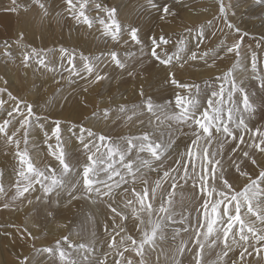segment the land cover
Masks as SVG:
<instances>
[{
    "label": "snow or ice",
    "instance_id": "snow-or-ice-1",
    "mask_svg": "<svg viewBox=\"0 0 264 264\" xmlns=\"http://www.w3.org/2000/svg\"><path fill=\"white\" fill-rule=\"evenodd\" d=\"M46 2L33 0L42 17L49 15ZM63 3L65 11L76 22L87 25L89 29L98 24L105 43L109 39L116 45L131 43L140 46L143 53L147 38L150 45L146 55L166 71L164 82L177 91L174 92V101L158 104L151 96L145 95L141 85L140 103L131 107L121 103L115 108H97L92 113L97 121L126 119L131 123L135 118L143 124L137 113L147 112L157 122L152 132L113 139L84 123L77 125L68 121L65 122L68 134L65 139L62 122L53 120L51 136L44 131V143L48 154L54 158L55 166L45 162L41 167L30 154L38 150V146L30 141V135L37 124L44 129L41 121L47 117L35 113L33 104L13 95L7 87H0V113L3 114L0 115V138L17 162L13 168L17 177L15 190L3 203V208L8 209L17 201H27L29 205L34 202L45 206L55 204L58 207L66 194L67 204L87 199L93 204H102L109 216L103 226L107 239L99 254L95 243H74L69 235H65L56 239L52 246L37 248L33 245V254L19 259L18 264H109L110 257L111 264H150L157 242L168 238L169 228L172 229L174 245L172 255L169 258L166 252H161L169 264H184L188 256L191 257L190 264H264V162L257 159V153L264 156V125L249 127L258 101L264 106V71L258 70L255 51L251 52L250 72L244 64L248 57L243 51V42L248 33H242L238 26L229 22L228 12L232 4L225 5L224 0H217L220 16L229 29L225 40L231 33L236 34L230 44L225 43L226 53L232 54L235 61L232 67L215 77L223 82L218 88L208 85L210 95L206 96L205 103H201L200 85L178 80L172 69L177 64L182 69L189 61L197 59L207 64L211 50L200 52L199 56L197 51H192L183 62L177 56L174 64L173 56L168 55L164 47L171 41L164 35H141L139 26L121 22L117 7L104 6L101 0H63ZM181 3L182 0H172V4ZM254 3L264 8V0H254ZM12 4L11 11L15 12L18 7L16 0H12ZM172 4L146 0L142 7L157 11L160 20L165 21L177 15ZM90 8L97 12L96 16L88 14ZM185 30L192 31L191 28ZM199 32L203 38V26L199 27ZM23 39L21 33L13 43L23 47ZM260 41L264 43V36ZM184 43L181 37L178 46L182 49ZM3 48L2 54L10 58L12 53L8 41L3 42ZM51 54H54L52 49L27 46L21 64L24 68L34 64L37 70L54 72ZM59 54L61 60L67 59L71 66L61 65L69 73V79L86 72L87 76L83 78L89 85L112 79L100 66L104 60L119 69L121 76L127 73L128 77L135 79L138 74L137 69L130 68L128 64L135 55L132 52H126L123 57L115 49L100 55L81 52L78 54L81 67H77V53L74 51L61 47ZM216 59L220 57L212 58L209 68L215 66ZM248 79L258 84L259 95L247 89L245 81ZM224 83L230 87L226 89ZM4 84H7L6 80ZM83 91L87 93L88 87ZM9 103L10 106H6ZM82 103L88 106L86 101L82 100ZM173 104L178 111L173 110ZM149 125L153 126L151 118ZM162 125H166L168 130L166 141L155 135ZM185 127L191 129L190 144L180 151L173 129L183 132ZM52 137L56 140L55 148L48 143ZM73 140L85 157L81 170L76 173L79 180L73 176L76 167L70 156ZM142 154H147V158ZM169 159L171 163H165ZM250 167L258 169V172L253 174ZM150 173L155 174V180L149 179ZM3 177L4 172L0 170V196L7 197ZM241 180L244 183L237 189L235 185ZM138 184L140 190H137ZM37 192L39 194L34 195ZM125 209L131 210V228ZM47 215L53 216V212L49 211ZM133 231L138 235L131 234ZM24 232L29 238L37 239L27 229ZM105 246L107 251L103 250ZM213 253L215 259H209ZM156 264H159V256Z\"/></svg>",
    "mask_w": 264,
    "mask_h": 264
},
{
    "label": "rangeland",
    "instance_id": "rangeland-1",
    "mask_svg": "<svg viewBox=\"0 0 264 264\" xmlns=\"http://www.w3.org/2000/svg\"><path fill=\"white\" fill-rule=\"evenodd\" d=\"M101 2L107 7H117L121 22L139 26L142 29L141 35L146 33L148 36L155 34L168 38L171 43L164 47L168 55L173 56L174 64L177 63V56L183 62L191 55L192 51H197L199 56L200 52L211 50L207 64L203 60L197 59L189 61L182 69L178 64L172 69L178 80L200 85L201 103H205L206 96L210 95L211 90L208 85L211 84L213 88H218L223 82L217 81L215 77L234 64L235 57L226 53L225 43L230 44L236 34L231 33L225 40V33H229V29L220 16L217 0H182L179 5L172 4V0H159L160 3L172 4L173 10L177 12L175 17H169L165 21L160 20V13L157 11L142 7L146 4V0H101ZM224 3L225 5L232 4V8L228 12L229 22L238 26L242 33H248L243 42V51L248 57L244 60V64L248 66L250 72L251 52L255 51L258 57V70L264 71V43L260 41V37L264 36V8L256 5L254 0H224ZM16 5L18 7L14 12L11 11L14 7L12 0H0V87H7L13 95L33 104L35 113L47 117L46 120L41 121L44 125L43 130L38 124L31 129L30 141L38 146V150L30 154L37 166L42 167L45 162L55 166L54 158L48 154L47 145L44 143V131H47L51 136L54 128L53 120L58 119L62 122V135L65 139L68 135L65 132V122L68 121L77 125L84 123L85 126L93 128L97 133H104L113 139L128 134L153 131L157 122L147 112L140 114L138 111L137 113L143 124L135 118L133 122L129 123L126 119H116L113 122L112 120L97 121L92 117V113L97 108H115L121 103L131 107L133 104L140 103L142 100L139 96L141 85L144 87L145 95L151 96L158 104H165L169 100L174 101V92L177 89L164 82L166 71L158 62L150 60L146 55L150 45L147 38L143 53L140 51V46L131 43L127 46L122 43L116 45L110 39L105 43L100 36V26L96 24L92 29H89L87 25L76 22L65 11L63 0H47L46 7L49 12L47 17L41 16L40 10L33 0H16ZM88 14L96 16L97 12L90 8ZM208 21L212 23L208 24ZM200 26L204 27L205 36L203 38L199 32ZM186 28H191V33L187 32ZM21 33L24 36L21 42L23 47L13 43ZM181 37L185 41L182 49L178 46ZM4 41H8L11 45L9 51L12 56L10 58L2 54ZM258 44L260 47H257ZM27 46L54 50L50 59L54 62L56 70L54 72L37 70V66L34 64L32 67L24 68L21 60ZM61 47L68 49L69 52L77 53V67H81L78 58V54L81 52L85 55H100L101 52L115 49L121 57L126 52H132L135 55L128 61V64L130 68L137 69L138 74L135 79L128 77L127 73L121 76L119 69L104 60L100 66L111 75V80L89 85L88 80L83 78L87 76L86 72H82L81 76H73L69 79V73L61 65L71 66L68 65L67 59L61 60L59 54ZM214 57H220V59H216L215 66L209 68L208 64L212 63ZM5 80L7 81L6 85L4 84ZM245 86L250 92H257L259 95V86L255 81L248 79L245 81ZM85 87L89 89L87 93L83 91ZM224 87L227 89L230 85L224 83ZM4 99L7 97L5 96ZM82 100L87 102V107L84 106ZM6 106H10V103ZM173 110L178 111V109H174V104ZM0 115L3 114L0 113ZM150 118L153 126L149 125ZM252 125H264V106L259 101L256 112L250 118L249 127ZM76 131L78 134V128ZM167 131L166 125H162L155 135L166 141ZM173 133L178 150L183 151L185 145L190 144L191 129L185 127L183 132H175L173 129ZM48 143L55 148V137H52ZM72 143L71 162L76 165L73 176L79 180L80 176L76 173L81 170V164L85 157L80 148L75 147L76 141L73 140ZM142 155L147 158V154ZM257 159L264 162V156L258 153ZM16 163L0 138V170L4 172L3 185L7 191V197L0 196V264H18L19 259L33 254V245L37 248L52 246L56 239L65 235H69L74 243H95L97 254H99L101 245L107 239L103 226L109 220L108 210L102 204H93L87 199H79L67 204L68 197L65 194L58 207L55 204L45 206L34 202L29 205L27 201L23 203L17 201L10 208H3V203L10 199L15 190L14 185L17 177L13 168ZM165 163H171V159L166 160ZM249 170L253 174L258 172V169L254 167H250ZM149 179L155 180V174L150 173ZM243 183L244 181L241 180L235 186L239 189ZM137 190H140L139 184ZM38 194L37 192L34 195ZM53 199L56 198L53 197ZM49 211L53 212V216L47 215ZM124 211L129 214L128 226L131 228V210L125 209ZM24 229L31 232L32 236L37 239L29 238ZM171 232L172 229L169 228L168 238L157 242V246L151 254L150 264H156L157 256H159V264H169L161 252L163 250L169 258L171 257L174 247L171 241ZM131 234L138 235L134 231ZM179 239L178 237L177 242ZM103 250L107 251L106 246ZM208 258L215 259V254H211ZM190 261L191 257L188 256L184 264H190ZM109 264H111V257Z\"/></svg>",
    "mask_w": 264,
    "mask_h": 264
}]
</instances>
